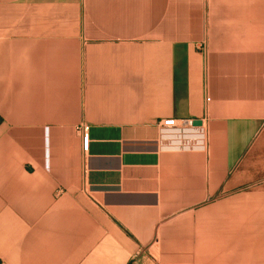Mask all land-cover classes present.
I'll use <instances>...</instances> for the list:
<instances>
[{
    "label": "crops",
    "instance_id": "1",
    "mask_svg": "<svg viewBox=\"0 0 264 264\" xmlns=\"http://www.w3.org/2000/svg\"><path fill=\"white\" fill-rule=\"evenodd\" d=\"M0 264H264V0H0Z\"/></svg>",
    "mask_w": 264,
    "mask_h": 264
},
{
    "label": "built area",
    "instance_id": "2",
    "mask_svg": "<svg viewBox=\"0 0 264 264\" xmlns=\"http://www.w3.org/2000/svg\"><path fill=\"white\" fill-rule=\"evenodd\" d=\"M195 120L193 119H175V118H167L162 119L157 122L160 130L165 134L169 132L176 137L175 140H183L185 144L191 142V140H200L203 135L202 127L194 124ZM82 139V148L83 150H87L89 144V136H88V126L86 124H81L78 128ZM192 134L196 136V138H191Z\"/></svg>",
    "mask_w": 264,
    "mask_h": 264
},
{
    "label": "water",
    "instance_id": "3",
    "mask_svg": "<svg viewBox=\"0 0 264 264\" xmlns=\"http://www.w3.org/2000/svg\"><path fill=\"white\" fill-rule=\"evenodd\" d=\"M194 124L195 125H199L200 124V120H195Z\"/></svg>",
    "mask_w": 264,
    "mask_h": 264
}]
</instances>
